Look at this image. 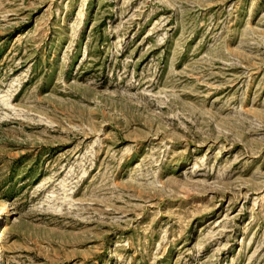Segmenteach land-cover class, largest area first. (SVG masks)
I'll list each match as a JSON object with an SVG mask.
<instances>
[{"label": "rangeland", "instance_id": "1", "mask_svg": "<svg viewBox=\"0 0 264 264\" xmlns=\"http://www.w3.org/2000/svg\"><path fill=\"white\" fill-rule=\"evenodd\" d=\"M0 249L264 264V0H0Z\"/></svg>", "mask_w": 264, "mask_h": 264}, {"label": "bare ground", "instance_id": "2", "mask_svg": "<svg viewBox=\"0 0 264 264\" xmlns=\"http://www.w3.org/2000/svg\"><path fill=\"white\" fill-rule=\"evenodd\" d=\"M4 210H5V209H4ZM1 215H2V216H5V215H6V212H5V211L3 212V210H2ZM0 250H1V249H0ZM0 264H4V263H3V259H2V257H1V253H0Z\"/></svg>", "mask_w": 264, "mask_h": 264}]
</instances>
